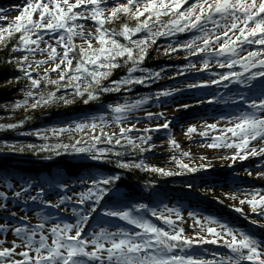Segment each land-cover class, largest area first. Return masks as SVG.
Masks as SVG:
<instances>
[{
    "label": "snow or ice",
    "instance_id": "1",
    "mask_svg": "<svg viewBox=\"0 0 264 264\" xmlns=\"http://www.w3.org/2000/svg\"><path fill=\"white\" fill-rule=\"evenodd\" d=\"M26 0L23 6L14 5L11 9L0 8V22L5 21L3 13L7 10H15L19 15L14 21L8 23L6 28H0V45L6 46L8 42L19 34L16 43L12 46L13 56L8 60L28 83L29 89L23 93L24 98L13 103L14 109L31 108L33 110L41 106H49L62 101L64 105H70L74 101L58 95L61 90H71V94L82 100L87 105L90 102L99 101L101 96L110 92H127L133 84H148L159 80L164 72L150 71L143 67L149 50L157 44L158 37H174L178 33L192 32L198 35L181 42L174 41L165 49V55H171L178 51H185L189 56L201 57L200 71L209 69V62L216 60L218 67L228 71L218 74V79H212L208 83L220 84L224 82L227 88L229 83H235L251 89L254 81H264V0ZM38 15L39 19H34ZM117 27L106 25L117 24ZM91 21L95 32L83 30L84 23ZM211 25V27H209ZM55 33L57 47L47 44L40 48L41 43H46L43 33ZM79 38L85 45H76L74 39ZM122 38V40L120 39ZM95 40L94 45L92 41ZM218 45V47H214ZM256 45L255 49L246 46ZM22 52L20 60L15 59V53ZM37 52L46 53L45 60H28V55ZM185 59H188L186 56ZM59 60V63L56 61ZM43 64H52V68H46L41 74L33 69ZM63 66V69L61 70ZM127 66V74L119 80H110V76L117 68ZM239 66L240 71H236ZM188 68H194L189 64ZM49 72H58V79H49ZM139 72L141 75L136 76ZM39 78H33V74ZM178 75H183L181 70ZM174 78V77H172ZM20 76L14 78L19 81ZM105 81L108 83L106 84ZM9 80L8 83H12ZM54 90L43 91L49 87ZM189 85V87H204ZM181 91L180 89L162 90L155 94L157 100L168 97ZM152 97L141 98L131 103L109 104V112L117 124H122L134 109H139ZM31 101V103H30ZM238 101L246 105V110L241 111L226 120V126L218 127V123L208 124L204 131H200L201 137H207L210 131H219L220 135L212 136L210 148L227 147L234 148L231 156L233 162L237 159L244 161L250 157L264 159V85L258 95L248 97L239 95ZM202 102V101H201ZM213 102V101H208ZM185 109L189 105H183ZM146 118H163V113H147ZM25 119H28L27 117ZM25 121L18 123L0 124V128L15 129L23 125ZM109 121L101 114L83 121L73 122L66 127L51 129L53 136H59L66 131H78L84 133V138L74 139L71 143H44L36 146L29 144L27 150L33 154L43 152L50 153L45 159L52 156L68 154L72 156L83 155L87 159L96 162H112L111 157H117L116 166L122 169L145 168L147 171L158 173L161 176H172L181 173H173L158 167H147L143 163L125 162L119 159L124 153L115 151V146H123L122 141L140 153L151 151V136L145 135L137 138L140 143L133 140L129 133L136 131L135 126L119 128V134L107 133L104 126ZM169 121L156 128H145V133L168 129ZM100 129L97 133V129ZM197 132L195 126H190L186 135ZM45 141L48 136L37 131L34 133ZM230 134V136L228 135ZM259 141L258 147L252 146ZM148 144L145 148L143 145ZM103 145V146H101ZM169 146L178 148L179 144L169 140ZM9 151L24 152L25 147L16 148L8 145ZM183 157L190 154L184 152ZM173 159H176L173 157ZM180 169L187 172H196L208 166L200 165L192 167L176 159ZM251 172L248 175L251 176ZM258 177H264V172H258ZM119 179L115 176L89 177L82 184H87L86 191L76 194L73 207L74 214L79 218L75 224L54 223L46 227L48 218L41 214V221L32 225L27 217H20L15 223H0V235L11 232L15 239L11 247H5L6 240L0 239V264H264V240H258L253 234L234 229L226 224H221L215 218L205 216L201 219L196 213L190 212L196 225L201 226V231L216 237L207 239L197 234L196 238L185 237L184 229L176 226V221H181L180 210L164 205L162 209L150 208L147 204H133L122 210H106L103 214L107 217L119 219L133 225L139 231H125L117 227L110 231L105 227L99 228L87 237L84 236V227L96 206L100 204L108 194V186ZM34 185L25 181L19 190L8 184L12 190V199L22 200L27 196V202L36 203L45 207L58 208L66 202L71 203L72 197L60 196L56 204L43 200L45 189L39 188L35 195L30 189ZM62 191L68 190L67 184H59ZM190 188L191 185H188ZM244 198L239 200L240 205L247 204L251 214L259 219H252L242 207H235L234 211L250 220L253 225L264 228V190L251 189L244 191ZM250 197V198H249ZM230 198L237 199L233 194ZM9 196L5 191H0V209H7ZM92 203V212H84L83 206ZM219 202V201H218ZM79 208V212H78ZM141 213H148L152 217L161 220L169 226V230L159 227L145 218ZM17 214L11 213L15 220ZM175 216V220L172 218ZM9 218L5 217L7 221ZM218 225L221 231H217ZM47 233V234H46ZM74 233V234H73ZM51 236V243L48 236ZM17 240L19 243H17ZM223 242V246L229 251L226 255H214L212 260L198 259L193 255H177L173 249L191 248L193 245ZM20 249V251H17Z\"/></svg>",
    "mask_w": 264,
    "mask_h": 264
},
{
    "label": "rangeland",
    "instance_id": "2",
    "mask_svg": "<svg viewBox=\"0 0 264 264\" xmlns=\"http://www.w3.org/2000/svg\"><path fill=\"white\" fill-rule=\"evenodd\" d=\"M26 0H0V8L3 9H11L14 5L23 6ZM75 2V0H72ZM123 2V0H121ZM111 0H109V8L112 7ZM5 17L4 22H0V28H6L8 23L14 21V17L19 15V12L15 10H7L3 13ZM34 19H39L38 15H34ZM84 27L83 30L85 32L92 31L95 32V27L91 21L83 22ZM211 27V25H209ZM194 30L193 35H198ZM192 35V36H193ZM191 36V37H192ZM56 34L55 33H43V38L46 43H41L39 45L40 48H45L47 44H51L57 47V51L61 52L62 50L56 44ZM190 37V38H191ZM188 38V39H190ZM173 37H158L157 45L160 46L161 50H165L171 43ZM187 39V40H188ZM75 43L80 45H85V42L79 38H75ZM92 43L95 45L96 41L93 40ZM175 46L174 44H172ZM86 47V45H85ZM214 47H218V45H214ZM250 49H255L258 46L250 45L246 46ZM24 53L17 52L15 58L20 60ZM188 55L185 51H178L176 53L171 54L170 60H177L184 56ZM47 59L46 53L37 52L35 55H28V60H45ZM59 63V60L56 61ZM194 68H188L187 66L178 67L175 69H168L163 72L161 76V82H166L164 87L172 89H180L181 91L176 94L164 97L158 102L155 100L154 102H150L149 100L144 103L139 109H134L130 114H128V118L124 120L122 124H117L113 115L109 112L106 107L103 112L88 114L86 116H78L74 118L72 121H67L65 123H56V124H48L46 126L40 127L35 130H27L24 132H19L18 142L19 146H27L29 144L32 145H42L44 143L56 144V143H71L74 139L84 138V133L78 131H66L61 133L58 137L53 136L51 134V129L66 127L73 122L83 121L87 118L93 116H99L101 114L105 115L108 123L104 126V131L107 133H117L119 134V128L121 126L128 128L130 126H135L137 129L129 133L133 140H136L137 143L140 141L137 139L139 137L148 135L151 136L150 145L151 151H146V160H148L147 165L150 167H158L163 168L165 170H170L173 173H183L182 169H180L176 163V159L181 160L182 163L187 164L192 167H198L200 165L208 166L206 168L200 169L196 172L201 179H199L200 183L197 187H193V190L187 192L182 189L187 188L188 185L175 183L177 185L171 186L169 189H174L175 191H171V193H175L177 196H181V198H186V201H182L181 199H172L164 204L171 208H178L180 210L181 216L183 219L181 221H176V226L182 227L184 229L183 235L185 237L196 238L197 234L200 236H204L207 239H214L216 237L207 233L206 228L204 231H201V226L196 225L194 219L189 216L190 212L196 213L201 219L203 217L208 216L215 218L221 224H226L231 228L239 229L246 233L253 234L258 240H264V228H261L257 225H253L248 218L242 216L240 213L234 211L235 207H242L245 213H248L252 219H259L255 215L251 214L250 207L245 205H240L239 200L243 199V192L251 189H259L264 190V177H258V172H264V159L260 157H250L244 161H240L237 159L235 162L232 161L231 156L235 152L234 148L227 147H216L210 148L208 145L212 143L211 137L213 135H219L218 131L210 132L211 136L206 139L199 141L198 144H191L187 142L191 138L200 136L199 132L205 130L206 123H201L200 119L193 118L198 112H222L228 109H235L237 113L246 110V105L240 103L238 101L239 95H245L248 97H252L254 95H258L261 90V84L264 81H254V87L251 89L244 87L242 85H238L235 83H229L228 87H224V82L220 84H210L208 83L212 79H218V74L224 73L228 71L226 68L218 67L216 60L212 59L209 62V69L206 71V75L208 77L193 75V77H186L188 74H193L201 68V57L197 58ZM33 69L36 72L41 74L44 73L46 68H52V64H43L37 68L35 64L32 65ZM63 69V66L61 70ZM181 70L184 71L183 75H178ZM236 71H240L239 66L236 67ZM58 72H49V79H58ZM174 77V78H172ZM33 78L38 79L39 77L33 74ZM207 83V86L204 87H189V85H200ZM161 89V88H159ZM200 89V91L198 90ZM198 90V92H195ZM26 90H20L18 92H13L8 95L7 100L0 102V112H15L17 109L12 107L13 103L17 100H21L24 98L23 93ZM66 95L71 93V90H67L63 92ZM62 94H60L61 96ZM146 98V96H142L138 99ZM136 99V100H138ZM135 100H126L122 99L119 101H115L112 105L117 103H125V102H133ZM202 101V102H201ZM213 101V102H208ZM31 103V101H30ZM151 104V105H150ZM183 105H189L190 107L184 108ZM147 113H163V118H146ZM199 114V113H198ZM225 114V113H224ZM11 115V114H9ZM8 115V116H9ZM186 116V117H185ZM185 117L187 120L183 122L182 129L177 130L175 128L176 122ZM231 117V116H229ZM228 117V118H229ZM6 114H0V123L5 124ZM170 122V126L168 129L161 128L159 131H152L145 133L143 129L145 128H156L157 125H163L165 121ZM213 123H218L220 128L230 126L226 124L225 119L216 118L212 121ZM190 126H195L197 128V132L192 133L190 136L186 135V131ZM41 132L42 135L48 136V140L45 141L41 138V136H37L35 132ZM100 129H97V133H99ZM16 135V134H14ZM178 135V137H177ZM230 136V134H228ZM17 136V135H16ZM174 139L178 144V148H172L169 146V140ZM208 142V143H207ZM207 143V144H206ZM15 145L13 140H0V148L4 145ZM123 146H115V151L118 152H130L133 148L127 145L122 141ZM260 142H255L252 146L258 147ZM103 146V145H101ZM145 148L149 147L148 144L143 145ZM187 152L190 155L188 157H183L181 154ZM175 157L176 159H173ZM92 162V160H90ZM94 162V161H93ZM97 163V162H96ZM251 172V176L248 175V172ZM96 177L105 176L106 174L97 173ZM89 177H84L82 179L78 178L76 180H72L67 176L62 175L60 177V183H54L51 181L46 182V190L48 192L44 193L41 197L45 201H49L52 204H56L60 198V196H69L72 197V202L61 205L58 208L53 207H45L39 204V202L32 203L27 202V196L23 197L22 200L12 199V190L7 188L8 184H12L13 188L19 190L21 185L25 184V181L28 180H17L14 178H6L0 176V191H5L9 196V200L7 201V209H0V223H15L16 220H19L20 217H27V220L35 225L41 221V214L48 218V223L46 227H51L54 223H71L75 224L77 219L79 218L78 214H74L72 209L73 207H77L75 204L76 194H79L83 191H86L87 184H82L81 181H87ZM169 182V181H168ZM45 183V182H44ZM67 184L68 190L62 191L57 185L59 184ZM161 185V184H159ZM39 187L34 185L30 189L32 195H35L38 191ZM197 190V191H194ZM150 191V190H149ZM233 194L237 196V199L230 198ZM250 198V197H249ZM219 201V202H218ZM139 204V203H136ZM150 208L162 209L161 205L154 206L147 204ZM98 206V205H97ZM96 206V210H97ZM126 207H115V208H104L102 210H122ZM84 212H92V203L89 202L83 206ZM15 212L17 214L15 220L11 218V213ZM79 212V208H78ZM103 212V211H102ZM94 212H92L93 214ZM92 214L90 218L92 217ZM148 214V213H146ZM146 215L144 213H141ZM150 215V214H149ZM105 216V215H104ZM5 217L9 219L6 221ZM90 218L87 221L84 227V236H88L94 231H98L99 228L105 227L110 231H114L117 227L124 229L125 231H139L133 225L128 224L125 221L114 219L105 216V218L95 222L94 225L89 224ZM175 220V216L172 217ZM149 219V218H147ZM150 220V219H149ZM152 222V220H150ZM264 223V220L260 221ZM153 223V222H152ZM156 224V223H155ZM157 226L163 227L166 230H169V226L165 225L161 220H158ZM217 228V231H221L218 225H210ZM47 234V233H46ZM74 234V233H73ZM0 239L6 240L5 247H11V242L15 237L11 232L0 235ZM48 241L51 243V236H48ZM17 243L19 241L17 240ZM190 253L188 255H193L198 259L204 260H212L214 259V255H226L228 253V249L223 246V242L220 241L217 244L204 243L193 245L191 248H187ZM193 250V251H192ZM20 251V249H17ZM174 253V252H173ZM175 254V253H174ZM178 255V253H177ZM183 255V253L179 254Z\"/></svg>",
    "mask_w": 264,
    "mask_h": 264
},
{
    "label": "trees",
    "instance_id": "3",
    "mask_svg": "<svg viewBox=\"0 0 264 264\" xmlns=\"http://www.w3.org/2000/svg\"><path fill=\"white\" fill-rule=\"evenodd\" d=\"M123 22L124 21L122 20L117 24L106 26L117 27L119 23ZM193 33L194 30L192 32L178 33L173 37L174 39H172L171 43L174 44V41L176 40L184 42L190 38ZM18 36L19 34H16L6 46L0 45V102L7 100L8 95L13 92L28 89L26 87L28 82L23 79L22 73L12 64L8 63V60L13 56L12 46L16 43ZM120 39L122 40V38ZM75 44L80 45L78 43ZM164 52L165 50H161L160 46L157 44L153 46V48L149 50L148 56L143 63V67L150 71H160L161 69L166 71L168 69L172 70L178 67L194 64L196 59L199 58V56L194 57L189 56L188 54L186 55L188 59H185L186 56H184L177 60H170L171 55H165ZM14 55L16 56V53ZM126 74L127 66H122L114 70L110 76V80H119L121 77L126 76ZM135 75L139 76L141 74L136 72ZM193 75L208 77L206 71L199 70L193 74H188L185 78L193 77ZM17 76L21 77L19 81L14 80ZM9 80H13V82L8 83ZM105 83L107 84L108 82L105 81ZM263 83L264 82L261 84ZM165 84L166 82H161V78L148 84H133L129 86L127 92L120 91L105 93L101 96L99 101L90 102L87 105L83 104L80 98L73 96L71 93L66 95L63 93L65 90H61L58 95L62 94L61 96H64L66 99L73 100L74 102L72 104L64 105L62 101H58L55 104L41 106L35 110L31 108H28L27 110H25V108H18L12 113L0 112V114H6V118H4L6 122L5 125L18 123L21 120L25 121L22 126L15 129L0 128V140H13L16 144V146H14L19 148L21 146L17 145L19 143L16 142L18 140L19 132H24V130H35L48 124L65 123L74 120V118L78 116L103 112L109 104L122 99L136 100L142 96H146L152 97L149 101L154 102L156 100L158 103H154V105H158L160 100L164 97L157 100L155 94L162 90H170L169 88H162ZM42 90L46 92L54 90V88L50 86L47 89L42 88ZM198 90L200 91V89ZM198 90L195 92H198ZM26 117L28 119H25ZM22 146H24V144ZM24 147V152L9 151L7 144L0 148V176L17 180H28L39 188L43 187L45 189L44 193L48 192L45 188L47 184L46 182L51 181L54 183H60L61 181L59 179L62 175L72 178V180L78 178L82 179L84 177H96L95 175L97 173H103L107 176H119L118 180L108 186V194L103 197L100 204L97 206V210L90 218L89 224L91 225H94L95 222L105 218L103 214L105 211L102 210L104 208L129 207L136 203H144L151 206L161 205V207H163L170 198L186 201V198L183 199L181 196L171 193V191H175L174 189H169L167 187L170 185H177L175 183L191 185L190 188L187 186V188L182 189L183 191L189 192L193 190V187H197L200 183L199 179H201L199 177L200 174H198L199 172L185 171L181 174L172 176H161L158 173L147 171L145 168L122 169L116 166L115 161L117 157L115 156L111 157L112 162L110 163L91 162L90 159H87L83 155L72 156L68 154L52 156L51 159H45L44 157L49 156L50 153L43 152L40 154H33L32 151L27 150L26 146ZM122 153H124V155L119 157V159H122L125 162L143 163L145 166L150 167L147 165L148 160L145 159L146 151L140 153L138 149H133L130 152ZM194 191L197 190L194 189ZM144 214L147 218L152 220L154 224H157L158 219L149 214ZM173 252L175 254L178 253V255L181 253H183V255H188L190 253L187 248L183 251L180 249H173Z\"/></svg>",
    "mask_w": 264,
    "mask_h": 264
},
{
    "label": "bare ground",
    "instance_id": "4",
    "mask_svg": "<svg viewBox=\"0 0 264 264\" xmlns=\"http://www.w3.org/2000/svg\"><path fill=\"white\" fill-rule=\"evenodd\" d=\"M199 113V114H198ZM193 118L195 119H200V121H202L201 123L203 124H213V120L216 119V118H219L221 119L222 117L223 118H228L229 116H233L235 114H237V112L235 111V109H228L226 111H220V112H214V111H211V112H198ZM225 113V114H224ZM186 117V116H185ZM185 117H182L180 118L177 122H176V126L175 128L177 130L179 129H182V125H183V122H185L187 119ZM219 127V126H218ZM220 128V127H219ZM210 132H213V131H210ZM209 132V133H210ZM219 132V131H218ZM220 135V132L218 133ZM211 136V134H209L207 137H201V136H197V137H194V138H191L190 140H188L187 142L191 143V144H198L199 141H202V140H206L208 139L209 137ZM215 136V135H213ZM178 137V135H177ZM208 143V142H207ZM206 143V144H207Z\"/></svg>",
    "mask_w": 264,
    "mask_h": 264
}]
</instances>
